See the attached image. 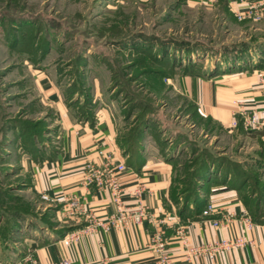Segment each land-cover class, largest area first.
<instances>
[{
    "label": "rangeland",
    "instance_id": "374dc122",
    "mask_svg": "<svg viewBox=\"0 0 264 264\" xmlns=\"http://www.w3.org/2000/svg\"><path fill=\"white\" fill-rule=\"evenodd\" d=\"M234 27L191 0H0V254L7 264L18 263L45 232L66 229L57 208L34 195L27 168L62 150L41 78L60 87L82 121L112 111L120 147L150 118L138 144L126 146L172 161L181 193L206 189L194 177L204 163L253 160L242 158L236 137L202 116L178 83L196 62L203 72L248 62L255 42Z\"/></svg>",
    "mask_w": 264,
    "mask_h": 264
},
{
    "label": "crops",
    "instance_id": "0c3cea01",
    "mask_svg": "<svg viewBox=\"0 0 264 264\" xmlns=\"http://www.w3.org/2000/svg\"><path fill=\"white\" fill-rule=\"evenodd\" d=\"M213 12L224 22L236 27L239 35L253 39L252 51L245 60H236L234 64L219 67H204L205 72L188 74L179 79L180 88L191 98L202 116L212 124L224 129L236 137L240 144L239 154L243 157L234 161L243 165L246 170L264 171V126L248 128L245 119L255 116L258 122L264 120V20L260 23L238 21L234 9L240 5H229L226 0L204 3L191 0ZM214 65V64H213ZM218 68V69H217ZM42 79V78H41ZM40 79V80H41ZM46 77L38 82V88L45 106H49L58 116V136L62 150L50 161L40 167L34 164L27 166L32 173L34 195L44 192L50 195H75L85 208V213L97 218H105L115 212L108 189H99L95 185H86L84 176L86 167L94 165L102 170L106 155L98 152L104 149L115 157L116 162H125L127 170L119 176L126 187L127 203L133 201L128 193L137 182H144L147 190L143 194L145 204L153 217L142 224L129 223L123 228L104 229L98 227L90 232L80 233L73 238L71 232L78 231L88 224L85 215H75L68 202L58 203L57 216L61 227L60 233L45 232L46 236L36 238L31 250L38 264H60L70 260L71 264H100L108 258L111 264H155L158 252L150 246V237L161 232L166 238V252L173 259V264H191L185 258V245L180 230L183 229L188 242L196 245L247 235L251 243L230 251H223L210 259L207 255L195 258L193 264H264V214L256 220L244 203L246 186L236 189L233 186H211L205 197L207 204L212 203L216 213L212 216L193 220L184 218L179 207L172 199L176 186V169L173 162L162 159L156 152L146 151L142 166H130V154H124L123 147L117 143L118 120L108 109H102L95 121H82L64 100L60 87ZM181 90V89H180ZM234 102L244 103L245 113L241 116ZM237 112V115H234ZM238 126L233 128V120ZM122 148V149H121ZM211 169H213L211 167ZM220 171V170H218ZM228 182L230 175L227 176ZM49 205V204H48ZM54 207V206H52ZM247 211L253 221L252 229L246 228L241 217ZM229 218V227L213 225L214 220ZM9 259L0 254V263Z\"/></svg>",
    "mask_w": 264,
    "mask_h": 264
},
{
    "label": "built area",
    "instance_id": "2783aa9c",
    "mask_svg": "<svg viewBox=\"0 0 264 264\" xmlns=\"http://www.w3.org/2000/svg\"><path fill=\"white\" fill-rule=\"evenodd\" d=\"M204 3H211L216 0H197ZM229 5L238 4L239 8L234 9L233 13L235 18L240 21H251L252 23H260L264 20V0H226ZM234 104L239 108L238 113L243 116L245 113L246 106L244 103L234 102ZM237 115V112L234 114ZM238 126V120L234 119L232 122V127ZM245 126L248 128H258L259 126H264V120L258 122L255 116L248 117L245 119ZM101 156L106 157L104 162V168L102 170L95 168L94 165H88L86 167L84 183L88 186L95 185L99 189H108L110 193V198L112 203L116 206V210L110 213L105 218H97L92 214L85 213V208L83 202L77 198L75 195H50L47 192L41 194L44 202L50 206H56L61 202H68L70 204V210L75 215H85L88 219V224L79 229L78 231L71 232L73 238H78L82 232H90L98 227L104 229L112 228H123L129 223L142 224L146 219H151L153 217L149 210V207L145 204L143 199V194L147 190L146 184L144 182H137L134 188L128 193L133 201L132 204L127 203L126 200V187L119 180V176L127 170V165L125 162H116L114 155L108 154L104 149H100L98 152ZM216 208L214 204L208 203L206 208L203 210L202 216L209 217L215 214ZM246 223L247 229H252L254 226V221L251 215L244 211L241 215ZM229 218L223 220H214L212 223L215 226L229 227ZM181 235L182 242L185 245V258L186 260L193 264L195 258L202 255H207L210 259H215L216 255L223 251H230L236 248L244 247L251 243L247 235H241L238 237L220 239L213 242H203L196 245H191L185 233L182 230L179 231ZM166 238L161 232H156L150 237V246L156 248L158 252V257L155 264H173V259L166 252ZM0 264H7L1 262ZM16 264H38L33 251L29 250L22 259ZM60 264H71L70 260H64ZM100 264H111L108 258H103L100 260Z\"/></svg>",
    "mask_w": 264,
    "mask_h": 264
},
{
    "label": "trees",
    "instance_id": "16d2710c",
    "mask_svg": "<svg viewBox=\"0 0 264 264\" xmlns=\"http://www.w3.org/2000/svg\"><path fill=\"white\" fill-rule=\"evenodd\" d=\"M243 45L245 47L246 44ZM171 65V67L167 69V72L173 74L177 68L175 64ZM184 70V75L196 74L199 72H203V66L196 62L195 64H192L190 66L189 70ZM151 124L152 121L150 118L145 121L143 124V131L139 133V136L135 140L130 138L126 139L124 142L120 141V144L125 149V152L126 150L129 152L130 159L128 161L130 166L134 168L142 166V164L145 162V156L142 153L134 154L133 151L128 149L129 147L126 146V144L137 145L139 139L143 137L145 129H149V126ZM211 165L218 166L221 173H223V177H218V171H212ZM177 172L174 179L176 182V186L174 188L172 199L178 205V211L184 218H191L193 220H196L202 216L203 210L207 206V198L205 197V195L210 187L213 186V184H228V186H233L236 189H242L245 186L247 188L248 184L247 191L244 195V203L246 207L250 210L256 220H259L264 214V171L262 172L258 170L254 172L252 170H246L242 164L230 159H224L222 161H209L207 163H204L202 166L197 167L194 172V177L197 179V182H199V184L203 182L206 189L202 191L198 188L195 193L192 194L187 190L182 191V193L179 192V186L182 183V179ZM229 175L231 182H228L227 179V176ZM190 204L195 205L194 210L192 211L190 210Z\"/></svg>",
    "mask_w": 264,
    "mask_h": 264
}]
</instances>
